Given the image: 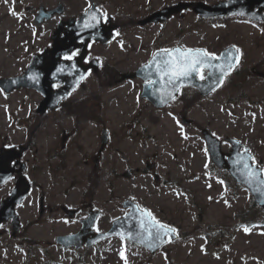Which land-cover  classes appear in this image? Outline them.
<instances>
[{
    "label": "rangeland",
    "instance_id": "374dc122",
    "mask_svg": "<svg viewBox=\"0 0 264 264\" xmlns=\"http://www.w3.org/2000/svg\"><path fill=\"white\" fill-rule=\"evenodd\" d=\"M39 1L47 6L62 1L70 11L77 12L91 0ZM113 1L117 4L114 10H118L120 17L124 18L145 15L153 8L177 0ZM3 2L0 0V3ZM5 2L3 11L10 7L9 1ZM57 17L55 15L54 18ZM53 25L54 20L51 19L33 29L30 22L21 24L16 16H6L0 25V41L6 37L28 38L29 41L38 37L39 48L42 49L43 40L49 38ZM177 44L204 47L215 52L234 44L240 53L236 66L238 71L228 75L218 88L203 98L199 99L195 95L196 101L192 105L184 104L182 109L180 101L163 110L149 107L145 99L140 101L136 98L137 94L131 88L132 85L140 86L137 79L135 83L134 80H127L111 86L95 82L96 93L91 100H84L82 107L91 112L90 117L84 115V119L80 120L76 116L75 111L80 107L78 102L69 109L70 113L58 108L41 115L35 110L34 118L30 121H68L76 128L71 140L75 138L80 146L97 144V129L100 126L97 121H108L113 135L100 159V169L96 170L104 172L103 180L106 181L110 175L112 166L117 167L119 172L127 168L135 170L145 166L147 160L157 162L156 171L160 179L158 181L154 174L140 171L133 172L135 178L120 174L117 177L118 194L114 196H111L107 184L103 186L98 202L103 205L105 222L125 214L127 208L122 201L126 197H133L157 215L165 217L177 227L180 236L169 240L156 253L136 243L127 245L121 236L102 240L95 246L80 250L59 247L48 241H55L56 233L67 231L69 222L64 219L37 221L35 214L39 202L32 195L21 209L22 228L18 235L13 236L11 228L9 232L0 233V264H264V226L248 227V231L239 225L234 231L233 227L230 244H222L225 241L223 234L221 239L216 234L211 235L212 240L209 242L204 235L211 223L223 224L227 221L232 225L238 224L235 214L243 207L250 193L243 187L227 193L225 188L220 187L215 174L206 172L210 156L205 140L197 130L198 125H209L219 133L218 136H222L223 147L227 148L225 136L235 134L238 130L261 129L257 134L249 133V136L254 137V144H257L254 152L259 156L264 155V77L252 71V66L264 69V21L252 22L241 16L211 20L187 9L183 15L175 14L164 23L130 25L128 30H121L108 44L100 49L97 47L95 52L110 62L117 55L125 54L124 65L134 67L148 60L159 47ZM22 62L26 65L28 60ZM17 63L18 60H10L8 57L6 61L0 60V72H15L19 68ZM1 65H10V68ZM27 95L31 98L29 103L36 105V97L31 92ZM19 112L24 118L25 103ZM184 113L193 119L196 127L182 121ZM128 121H145L150 125L152 136L137 139L134 135H119L121 123L125 125ZM135 128H139V125ZM15 133L26 136V130L16 128ZM54 134V131L47 130L40 138L41 144L47 146L45 142L51 140ZM70 149L71 153H76L74 146ZM88 167L83 165L82 171L87 172ZM73 168L70 166L71 171ZM59 174L51 173V177L55 178ZM48 180L46 172L37 178V182ZM67 180L64 181L63 176L56 179L58 182ZM78 195L79 192H76L75 199ZM202 209H206V212L203 217H199ZM220 240L223 241L220 243Z\"/></svg>",
    "mask_w": 264,
    "mask_h": 264
},
{
    "label": "flooded vegetation",
    "instance_id": "af4514ba",
    "mask_svg": "<svg viewBox=\"0 0 264 264\" xmlns=\"http://www.w3.org/2000/svg\"><path fill=\"white\" fill-rule=\"evenodd\" d=\"M5 1H9L8 3L10 4V7L8 10L3 11V6L6 3ZM91 3L95 4L100 11V14L95 12V15L98 16L99 21L101 20V27L107 26L109 24H116L117 26L115 32L117 33V31L121 30L124 32L128 29V25H133V23H136L134 21L135 19L133 18L122 20L120 18V12L118 10H114L117 4H115L113 0H91L89 1V4L85 6V8L81 7V9L77 10V12L70 11L67 5L64 3L65 9L62 12H56L52 17L42 21L39 20L38 12L40 5L43 3L40 4L39 0L36 3L25 2L24 0H4L3 3H0V25L6 16L13 15L16 16L21 24H28L30 22V25L33 29H36L38 27L37 25L53 19L54 25L50 33V37L43 40L44 46H51L55 43V31L60 24H62L64 29L70 32L72 35H76L69 30V25L65 22V20H68L72 17L75 19L79 18L83 12L90 8ZM56 5H51L49 7H54ZM13 8H15V10H13ZM55 15L58 16L57 19L54 18ZM64 32H62L61 35H63ZM80 41L81 38H77L74 42L77 45L75 50H73L70 54L65 55H71L74 51L78 50L79 54L74 57L76 58L75 62H71L72 66L76 67L74 74H76V72L79 74L78 68L82 62L88 65L86 74L83 79H80L79 82L75 84L71 93L59 101L58 107L55 109L59 108L62 109L63 112L66 111L67 113H70L71 111L69 109L76 106L79 102L80 107L75 111V113L76 116L82 120L84 119V108H82L83 101L91 100L92 96H94L96 93L94 91L95 82L102 83L104 80H106L108 84L124 83L127 79L120 81L119 79L121 77V73L125 70L134 69L135 66L126 67L124 65L126 61L124 60L125 54L117 56L115 55L116 57L114 62H110L106 59L104 60L103 57L98 56L97 52H95V49L97 47L100 49L103 46V43L94 39H91L87 43L85 49L86 55L84 56L83 60L80 59L79 63L77 58L82 52H84V49L79 45ZM39 46L40 41L38 37H35L30 41L28 38L21 39L6 37L1 39L0 60L6 61V57H8L10 60H18L17 65H19V68L15 72H10L9 70L0 72V76H10L23 73L34 54L40 50ZM173 46L162 48H171ZM207 51L214 52L212 50ZM4 53L5 56H3ZM23 60H28V63L24 65L22 62ZM1 66L10 68V65ZM208 71L209 69L207 68L202 69L204 79L201 80H205L207 78ZM197 77L200 79L199 75H197ZM132 79H137L140 84V86L132 85L131 87L135 94H137L136 98H138L140 101L145 99L147 101L145 103H147L149 107H153L158 110H163L176 101H180L182 109L184 104L192 105V103L196 101L195 95L199 99L203 98V95L200 96L201 90L197 86L185 84L178 89V95L174 99L167 102V104L164 106H157L149 98L142 95L145 83L150 82L151 80L146 81L140 77H135ZM63 84L64 83L62 81H58L54 82L53 86L58 88ZM97 86H99V84H97ZM28 92H31L32 95L36 97V105H33L32 102L31 104L29 103L31 98L29 95H27ZM0 94V177L10 173L8 178L6 176L2 181H0V203L8 198L11 191L16 186L20 175L25 174L31 181V189L27 197L34 195L39 202L35 219L41 222H54L64 219L69 222L67 227L68 230L64 233H74L84 228L86 237L85 240L87 241V238H93L97 235V233L108 229L112 220L118 217V215L113 217L110 222H105L104 220L103 205L98 202L103 186L107 184L109 186V191L112 192L111 196H114V194H118L117 177L120 174L125 175L124 172H128L129 176L132 177L134 176L133 172L136 171L150 174H155L157 172V163L151 170L143 166L137 167L135 170L132 168H127V170L121 172L117 170V167L112 166L109 170L110 175L107 177L106 181H104V172H96V170L100 169V159L103 157L104 152L108 148L113 135L112 128L109 127L108 121H97L100 124L97 129V144H85L80 146L79 143L75 141V138L71 140V136L74 135L73 132L76 130V128L68 121H30L34 118L33 111L37 110L41 100V94L36 89L29 87H18L8 90L6 88L0 87ZM184 99L186 101H184ZM24 103L26 104V115L24 118H22L19 110L21 111ZM98 103L100 104V102ZM134 107H136L135 104ZM50 110L54 109H47L45 112ZM134 113L136 114L137 111ZM142 122L145 123V121H128L125 123V125L121 123L122 127L119 128V135L122 134L124 137L127 135H134L137 137V139L144 136L147 138L151 137L152 133L150 130V125L146 123L143 124ZM187 124L191 125L193 128L197 126L193 120L187 122ZM137 125H139V128H135ZM84 126L85 124L83 127ZM197 127L198 132L202 136L205 128H208L216 135L219 134L206 124L203 127L199 125ZM16 128L21 131L26 130V136L15 133ZM47 130H52L55 132V134L51 140L45 142L47 144V146H45L41 144L40 138L46 133ZM249 133L257 134V131L255 129L238 130V132L235 134H229L225 136L226 140L228 141V147L224 148V150L226 152L231 151L233 148V143L231 142L230 138L234 136L238 138V140L243 145L249 148L253 157H255L254 162H258L261 165L262 170H264V155L259 156L254 152V147H256L257 144H254L255 138L249 136ZM106 134L108 138L106 143H104ZM220 138L222 139V136H220ZM72 146L75 147V154L71 153L70 147ZM226 158H228V156ZM209 164V168L206 172L215 174L214 177H216L220 187L225 188L227 193L235 192L240 187H243L248 191V193H250L249 188L245 184L239 182L228 169L218 166L212 161L209 162ZM83 165L89 166L87 172L82 171ZM70 166L74 167L72 171L70 170ZM61 171H65V173H61ZM45 172L48 174L49 180L37 182L39 175ZM54 172H58L60 174L57 177L52 178L51 173L53 174ZM60 176L64 177V181L65 179L68 180L66 182L56 181V179H58ZM76 192H79V197L77 199H75ZM24 204L25 202L23 201L22 203L15 205V210L19 213V215ZM205 212L206 209H202V211H199L198 216L203 217ZM235 218L239 220L238 224L232 225L227 221L223 224L211 223L209 225L210 228L208 226V229H206L204 234L207 237L208 242L209 240H212L211 235L213 236V234H216L218 235L219 239H221L223 234L225 241L222 244H230L232 241V228L234 227L235 231L237 230L238 225L243 228L253 226H259L262 228L264 226V205L257 203L250 193L248 200L245 201L243 207H241L237 211V214H235ZM5 225H8L9 227H5ZM213 226L214 229H211ZM9 228H12L11 219L5 220L0 224V233L9 232ZM221 241L223 240H220V243ZM96 244L97 241L89 246H94ZM83 246L87 247L86 244ZM229 264H231V262Z\"/></svg>",
    "mask_w": 264,
    "mask_h": 264
},
{
    "label": "water",
    "instance_id": "95a60500",
    "mask_svg": "<svg viewBox=\"0 0 264 264\" xmlns=\"http://www.w3.org/2000/svg\"><path fill=\"white\" fill-rule=\"evenodd\" d=\"M190 5H193L194 9L197 10L199 13L207 16L236 12V13L249 15L256 19H260V20L264 19V12L262 11V9H264V0H221L217 3H208L202 0L200 1L198 0V1H179L174 5L165 6L153 12L152 14L148 15L147 17L141 19L140 22L145 23L153 19H160L162 16H165L166 14L170 15L172 12L179 10V8H186ZM255 6L258 8L254 9ZM89 11L91 12V10ZM85 24H89V22L87 23V20L82 18L78 21L76 25L72 24L71 26L77 27V30L79 31L81 30L85 32L83 35H77L79 37L80 36L84 38H89V36L97 37L98 36L97 31L93 27L86 28ZM102 30L107 32L106 36H102L103 40H108L109 37L111 36V33L109 32V27L108 29L106 28ZM67 38L73 40L74 35L68 33ZM64 45L65 44H61L58 48H61ZM66 45H70V44H66ZM160 52L161 51L157 53ZM228 53L233 54V63L235 64V57L238 55V53L236 52L235 48L228 47L227 49L223 50L222 55L219 58L211 59L210 63L214 65V67L210 68L206 80H198L195 77V74H193L192 77H189L187 79H182L180 81H177L174 85H170L167 83V79H168L167 77L161 79V76L157 74L155 64L153 62V58L148 63L138 68L135 72L129 74L131 76L142 75L146 78L149 77L154 78L155 80L154 86L152 88L146 86L145 93L156 104H164L168 100L173 98V96L177 93L179 86L184 83H193L199 85L203 93H208L209 91H211L214 87H216L219 84L223 75L229 71L228 61L226 59ZM60 55L61 53L54 49L52 53H50L49 55H46L45 51L41 54L35 55L36 56L35 59L31 63V66L28 68V71L29 70L34 71L35 73V77H32L33 83L30 82V79H28L27 74L24 76H20L19 78L11 79V80H21L18 84H23V85L27 84L30 86L31 84H33L37 86V88L41 89L46 94V98L43 102L42 108H45L49 104H52L49 84L50 82H52V79L55 78V74L59 76L60 74H66L68 71L74 70V68H70L69 70L63 66V62H61L60 61L61 59L59 58ZM60 62L61 65L59 64ZM146 65H152V66L146 68L145 67ZM82 73L83 71L78 75L77 78H79ZM257 73L264 75V70H257ZM68 79L71 81H67V82L71 83L72 78L70 75ZM8 81L9 80H5L4 82H8ZM71 86L72 85L70 84L67 85L66 83V85L64 86V90L63 87L60 89L62 90L60 96L66 94L67 90ZM55 104L56 101L53 102L52 106H54ZM208 141L213 159L219 165L228 167L229 170L232 172V174L239 181L245 182L247 185H249L252 191L254 192L256 199L260 203L264 204V184L259 183V180H264V176H262L261 174L258 180L249 182L246 176L244 175L243 160H247L248 164L251 165V167L254 170L260 171V168L257 165H253L251 163V154L249 152L245 153V151L238 152L237 151L238 145H236V148L233 149L230 153H228L227 154L228 158L225 159L224 152L220 148V141L211 135H209ZM233 141L236 142V139L233 138ZM18 183L20 184V181ZM21 184H23L24 186L19 187L18 185L12 196L8 199L7 202L8 206L12 207L15 202L21 201L23 196L26 194L28 190L27 179L23 178ZM124 204L131 206L129 212L125 216L117 219L114 223L113 228L108 232L101 233L99 235L100 237L98 238L106 237L114 233L123 234L134 242L149 246L152 249V251H155L164 242H166L167 240L166 237H163V239H158L155 236L149 238L147 233L141 227V221L146 219L144 215L145 210L141 209L137 205V203L131 199L125 200ZM11 216L15 218V224H17L18 221L17 215L13 212V210H7L5 213L4 210L0 212V220L1 218L4 217L9 218ZM170 236L175 237L176 233L175 232L171 233ZM58 240L62 242L64 245L75 243L79 246L82 242V239H80V236H78V234L62 235L58 237Z\"/></svg>",
    "mask_w": 264,
    "mask_h": 264
},
{
    "label": "snow or ice",
    "instance_id": "6c2138e0",
    "mask_svg": "<svg viewBox=\"0 0 264 264\" xmlns=\"http://www.w3.org/2000/svg\"><path fill=\"white\" fill-rule=\"evenodd\" d=\"M93 20L97 18L92 17ZM92 24H85V27H94ZM118 35V33H117ZM236 52L239 53V49H236ZM78 50L74 51L71 55H65L64 59L72 60L77 56ZM211 53L203 49H163L160 53H156L153 56V62L155 64L156 72L161 76V79L167 77V83L174 85L177 81L182 79H187L192 77L193 74L199 75L200 79H204L202 74V69L205 67H214L210 63L211 59H215ZM228 61V68L231 70L234 67L233 63V54L228 53L226 57ZM239 56L235 57V63L238 64ZM152 65H146L145 67H151ZM84 77H81L83 79ZM151 83V82H150ZM174 98V97H173ZM249 152L248 149H245V153ZM252 161H255V157H251ZM239 163V162H238ZM243 169L244 175L249 182L258 180L261 175V171L254 170L251 165L248 164L247 160H243ZM260 184H264V180H259ZM144 215L146 219L141 221V227L147 233L149 238L155 236L158 239H163V237H169L171 233H174L176 230L170 228L168 225L161 223L156 220L150 211L145 210ZM245 231H248L245 228Z\"/></svg>",
    "mask_w": 264,
    "mask_h": 264
}]
</instances>
